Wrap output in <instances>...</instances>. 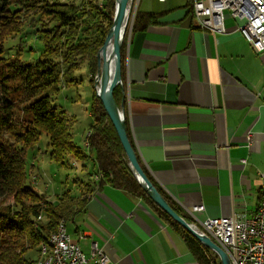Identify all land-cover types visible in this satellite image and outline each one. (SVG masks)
Segmentation results:
<instances>
[{"label": "crops", "instance_id": "1", "mask_svg": "<svg viewBox=\"0 0 264 264\" xmlns=\"http://www.w3.org/2000/svg\"><path fill=\"white\" fill-rule=\"evenodd\" d=\"M136 2V11L157 14L144 28L132 31V23L118 86L139 160L188 221L252 216L264 195V52L237 30L239 19L227 16L225 32L196 26L191 0ZM89 128L79 141L84 149ZM69 167L73 178L92 184L66 222L87 257L96 251L107 255L105 264L197 263L145 198L108 182L99 186L92 159ZM195 204L205 207L192 213ZM86 264L102 263L96 257Z\"/></svg>", "mask_w": 264, "mask_h": 264}, {"label": "trees", "instance_id": "2", "mask_svg": "<svg viewBox=\"0 0 264 264\" xmlns=\"http://www.w3.org/2000/svg\"><path fill=\"white\" fill-rule=\"evenodd\" d=\"M115 2L0 0V264H35L38 254L30 259L26 256L27 250L37 247L38 253L59 222H67L85 205L87 195L92 192L89 180L80 182L76 188L80 189L79 196L69 187L52 198L37 187L36 181H29L27 155L39 142L42 132L47 135L52 161L69 167L74 160L92 159L101 176L97 181L99 186L108 182L145 198L178 231L198 264H222L216 252L147 195L129 166L118 133L96 94L97 54L112 26ZM153 16L157 14L137 10L132 31L155 22ZM27 24L43 42V56L27 62L21 58L19 49L13 55L4 56L5 41L22 33ZM84 64L93 87L90 106L93 122L86 138L87 149L74 140L75 116L52 103V96L63 87L79 83L75 74ZM118 89V86L114 89V96L120 103ZM143 168L171 206L186 217Z\"/></svg>", "mask_w": 264, "mask_h": 264}, {"label": "built area", "instance_id": "3", "mask_svg": "<svg viewBox=\"0 0 264 264\" xmlns=\"http://www.w3.org/2000/svg\"><path fill=\"white\" fill-rule=\"evenodd\" d=\"M191 6L196 26L212 32H225L227 16L241 20L237 30L257 51L264 52V0H191ZM261 175L264 178V170ZM204 207L195 204L190 211L194 213ZM192 223L224 248L232 264H264V195L252 216L207 217ZM57 238L58 264H86L96 257L102 264L109 260L107 255L96 251L87 257L70 234Z\"/></svg>", "mask_w": 264, "mask_h": 264}, {"label": "water", "instance_id": "4", "mask_svg": "<svg viewBox=\"0 0 264 264\" xmlns=\"http://www.w3.org/2000/svg\"><path fill=\"white\" fill-rule=\"evenodd\" d=\"M135 0H116L115 13L112 26L106 39L98 51V72L95 76L94 88L97 96L104 104L105 110L112 121L120 141L125 150L129 166L133 170L138 181L146 191L147 195L166 211L176 222L189 230L201 243L216 252L222 264H231L227 252L214 241L207 233L189 222L186 217L180 215L161 193L158 187L147 175L140 163L137 151L132 144L126 124L123 108L114 96V89L122 86V57L121 49L124 44L125 33L135 17ZM112 45L111 50L109 47ZM180 264V263H173Z\"/></svg>", "mask_w": 264, "mask_h": 264}, {"label": "rangeland", "instance_id": "5", "mask_svg": "<svg viewBox=\"0 0 264 264\" xmlns=\"http://www.w3.org/2000/svg\"><path fill=\"white\" fill-rule=\"evenodd\" d=\"M134 10L136 11V2ZM230 18V16H228ZM132 25V24H131ZM130 26L127 30L130 33ZM32 28L27 24L22 33L17 34L5 41L4 56L13 55L19 49L21 50V58L27 62L34 61L43 56V42H41ZM76 78L79 83L63 87L59 93L52 96V103L59 105L66 109L70 114L75 116L72 131L74 133V140L79 143L82 133H84L92 124L93 118L89 114L93 87L91 85V75L88 67L84 64L79 70L76 71ZM81 95L82 98H78ZM48 138L45 132H42L39 142L29 151L26 161V169L29 174V181H36L37 187L41 191H47L48 184L50 185L49 191L51 197L54 198L55 192H60L61 180H66L69 173L68 186L77 188L80 184L79 179L73 178L74 169L71 167L60 166L49 158L48 152ZM35 163V166L32 163ZM53 166V167H52ZM31 170L32 173H31ZM64 178V179H62ZM67 181V180H66ZM191 222V221H189ZM192 223V222H191ZM26 256L33 259L37 256V247L27 250Z\"/></svg>", "mask_w": 264, "mask_h": 264}, {"label": "bare ground", "instance_id": "6", "mask_svg": "<svg viewBox=\"0 0 264 264\" xmlns=\"http://www.w3.org/2000/svg\"><path fill=\"white\" fill-rule=\"evenodd\" d=\"M111 47L112 45H110L109 51L111 50ZM85 146L88 147V144H85ZM96 179H98V174H96ZM65 234H69L67 223L65 220H61L56 230L50 234L48 241L41 244L39 255L35 264H58V257L60 256V242L57 236H64Z\"/></svg>", "mask_w": 264, "mask_h": 264}]
</instances>
